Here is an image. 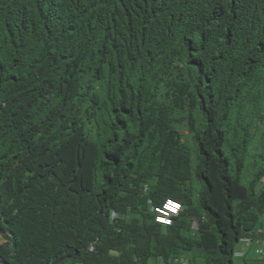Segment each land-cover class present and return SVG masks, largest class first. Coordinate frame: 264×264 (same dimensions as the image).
I'll list each match as a JSON object with an SVG mask.
<instances>
[{"label":"trees","instance_id":"1","mask_svg":"<svg viewBox=\"0 0 264 264\" xmlns=\"http://www.w3.org/2000/svg\"><path fill=\"white\" fill-rule=\"evenodd\" d=\"M11 3L0 264H264L253 244L232 254L264 238V0ZM59 4L98 28L54 64L39 27ZM168 196L183 210L163 226L145 203Z\"/></svg>","mask_w":264,"mask_h":264},{"label":"clouds","instance_id":"2","mask_svg":"<svg viewBox=\"0 0 264 264\" xmlns=\"http://www.w3.org/2000/svg\"><path fill=\"white\" fill-rule=\"evenodd\" d=\"M7 4H12L11 0H0V14L7 15L14 10V8ZM97 28V22H89L85 21L84 18L74 17L59 4L52 10L47 9L42 17L39 27L38 43L45 57L48 59H54V64H57L69 54L84 55L80 53L83 51L85 45L93 44L94 33ZM2 74L3 73H1V75ZM257 152L258 149H256L253 154H256ZM252 160L253 157L251 158V162H246L245 169L248 172H251V174H259L261 170H256ZM262 179L264 181V175L262 176ZM148 191L149 188L145 185L143 187V194H147ZM145 206L147 207L148 212L151 213L154 221L163 226L172 225L174 217L178 216L183 210L181 202L171 196L166 197L160 204H154L150 199H147ZM259 208L261 209L262 207ZM110 214L111 218L116 217L115 212L111 211ZM189 218L191 222V230L196 229L206 220L205 216H189ZM262 220L264 221V214ZM256 231H262V233H264L263 228L257 229ZM3 235L4 234L0 229V244L4 242V239L1 238ZM256 235H253L252 237L247 234L238 236L237 245L232 253L233 256L237 258L243 256L245 251L250 248V244H253L254 247L256 246V252L263 254L264 238H259ZM10 245H12L11 241ZM181 264H185V259L182 260Z\"/></svg>","mask_w":264,"mask_h":264},{"label":"rangeland","instance_id":"3","mask_svg":"<svg viewBox=\"0 0 264 264\" xmlns=\"http://www.w3.org/2000/svg\"><path fill=\"white\" fill-rule=\"evenodd\" d=\"M235 264H238V262H235Z\"/></svg>","mask_w":264,"mask_h":264}]
</instances>
